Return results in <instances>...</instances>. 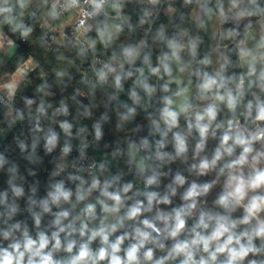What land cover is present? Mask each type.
Listing matches in <instances>:
<instances>
[{
  "label": "clouds",
  "instance_id": "1",
  "mask_svg": "<svg viewBox=\"0 0 264 264\" xmlns=\"http://www.w3.org/2000/svg\"><path fill=\"white\" fill-rule=\"evenodd\" d=\"M14 37L57 64L32 98L30 57L0 78L5 126L29 165L58 154L41 196L0 151V264H264V0H0Z\"/></svg>",
  "mask_w": 264,
  "mask_h": 264
},
{
  "label": "trees",
  "instance_id": "2",
  "mask_svg": "<svg viewBox=\"0 0 264 264\" xmlns=\"http://www.w3.org/2000/svg\"><path fill=\"white\" fill-rule=\"evenodd\" d=\"M128 11L133 15V20L135 21V13H136L135 5L129 4ZM211 28H212V25L209 26V31L205 35V39L209 44H211V40H210ZM39 35H40V29L38 27L36 33H34V37L39 36ZM132 38L133 39L139 38V33ZM14 39L17 40V44H18V48L16 49V55L13 56L11 59H9L7 64L1 66L0 73H11V70L15 64V61L19 57L29 56V55L34 56L36 58V60L38 61V65L35 68L36 70L33 71L31 74L30 83H25L21 86V94H26L30 98H32L35 95V85L39 82L38 81V75L41 71L48 72L50 74L49 79H50V81L52 80L51 68L56 66V64H57V61L54 58L55 56H53L55 54H54V52L45 51L44 49L38 47L35 43L23 42V41H20L18 38H15V37H14ZM62 51H64L65 56H67L69 59L73 58V53L71 51L63 50V49H62ZM78 79H79V76L77 74L76 80L73 81L74 86H81V85L77 84ZM105 91H111V89H106ZM72 92H73V88L70 87L67 90V92H65L63 95L68 96V95L72 94ZM60 98H61V94L57 91V95L54 98L53 103L58 101ZM122 98L126 99V97H122ZM78 99H81L84 104L88 103V100L83 98V97H79ZM17 100L19 101V95L17 97ZM105 100H106V96L104 93H98L97 94V102L100 105V107L98 109L94 110V115L96 113L103 111V104H104ZM69 103H70V108L73 111V115H75V105H73L71 103V101ZM19 105H20V107H23L22 102H20ZM136 123L146 124V121L144 120L143 112H141ZM13 128L8 129L5 126L3 116H2V109H0V151H3V146L6 143V141L8 140L10 133L12 132ZM130 131H131V126H129L128 128H125L122 132H117L115 127H114V120H113V122L111 124L106 125V135H105V140L103 143H108L109 145H113L114 141L116 139L122 138L123 135L129 134ZM103 143H102L99 150L93 151V153L98 157L100 156L101 152L108 150V149H105L103 147ZM40 155L43 157V162L39 165H36V166L29 165L28 162L25 161L24 159L22 161H20L18 164L20 166L21 173L24 174L25 176H27L26 170L29 167H34L37 170V173H38L37 177H35V178L34 177H27V179H28L29 183H31L34 179H38L40 181V193L39 194L42 196L44 194V188L46 187L47 177L39 169L40 166L45 162V159H46L43 151H40ZM4 187H6V175L4 173H0V189H2Z\"/></svg>",
  "mask_w": 264,
  "mask_h": 264
},
{
  "label": "built area",
  "instance_id": "3",
  "mask_svg": "<svg viewBox=\"0 0 264 264\" xmlns=\"http://www.w3.org/2000/svg\"><path fill=\"white\" fill-rule=\"evenodd\" d=\"M67 31H71V29H67ZM53 35H59V32H55V33H52ZM55 45L53 46V48L55 49ZM31 65L30 66H34L36 68V64H34V61L32 60L31 58ZM84 68H87L88 65L85 64L83 66ZM20 106V105H19ZM100 115V112L99 113H96L95 114V117L98 118ZM27 134V128L26 126L24 125H17V126H14L12 132L10 133V136L8 138V140L6 141V143L4 144L3 146V151L6 152L9 156V158L17 163H19L20 161L23 160V157L20 155L19 153V149L16 147L15 145V142H14V137L17 136V135H26ZM75 143V142H74ZM42 151V150H41ZM58 154V150H57V153H54L53 156L57 155ZM76 153L74 152L73 153V156H75ZM89 155L90 157H95V158H99L98 156H96L94 153H93V150L90 149L89 150ZM53 156H45V162L40 166V171L46 175L47 177V174L51 171V167H52V159H53Z\"/></svg>",
  "mask_w": 264,
  "mask_h": 264
},
{
  "label": "crops",
  "instance_id": "4",
  "mask_svg": "<svg viewBox=\"0 0 264 264\" xmlns=\"http://www.w3.org/2000/svg\"><path fill=\"white\" fill-rule=\"evenodd\" d=\"M218 26V25H217ZM217 26H215L216 28H217ZM219 27V26H218ZM212 31H213V25H212V28H211V36H210V40H211V44H215V41L214 40H212ZM10 54V53H9ZM8 54V55H9ZM11 56H12V54L10 55V57L9 58H11ZM5 57H7L6 55H5V53L3 52V51H0V68H1V66H3V65H5V64H7V62L9 61V58H8V60L6 61V62H4L5 60ZM11 73H0V78H2L4 75H10Z\"/></svg>",
  "mask_w": 264,
  "mask_h": 264
},
{
  "label": "rangeland",
  "instance_id": "5",
  "mask_svg": "<svg viewBox=\"0 0 264 264\" xmlns=\"http://www.w3.org/2000/svg\"><path fill=\"white\" fill-rule=\"evenodd\" d=\"M217 28H218V26H217ZM10 55H11V53L9 54V57H10ZM53 56H55V55H53ZM27 57L32 58V60L34 61V64H36V67H37V65H38V61L36 60V58H35L34 56H32V55H29V56H27ZM47 58H48V57H47ZM54 58H55V57H54ZM4 60H5L4 62H6V61L8 60V57H5Z\"/></svg>",
  "mask_w": 264,
  "mask_h": 264
}]
</instances>
